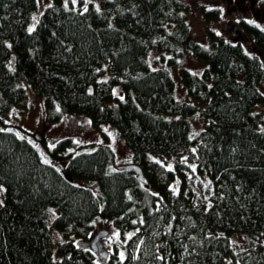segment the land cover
<instances>
[{"label":"trees","instance_id":"trees-1","mask_svg":"<svg viewBox=\"0 0 264 264\" xmlns=\"http://www.w3.org/2000/svg\"><path fill=\"white\" fill-rule=\"evenodd\" d=\"M64 4L51 0L29 32L36 0H0V264H97L85 245L97 216L125 238L123 258L114 248L108 264H264L261 241L238 248L228 236L264 233V132L254 110L264 101V28L241 20L246 43L210 33L202 44L189 33L181 0ZM153 49L167 54L172 68L182 51L203 62L200 72L179 68L187 100L174 96L166 67L150 66ZM119 79L120 98L110 103ZM25 83L43 98L46 121L81 114L115 128L147 182L114 165L105 142L69 150L74 142L59 138L48 153L64 165L45 164L36 146L1 120L24 105ZM194 112L205 121L191 135L185 115ZM189 146L185 158L167 159ZM183 167L208 181L202 201ZM48 206L58 209L53 225L66 237L55 258Z\"/></svg>","mask_w":264,"mask_h":264},{"label":"rangeland","instance_id":"rangeland-1","mask_svg":"<svg viewBox=\"0 0 264 264\" xmlns=\"http://www.w3.org/2000/svg\"><path fill=\"white\" fill-rule=\"evenodd\" d=\"M51 0H36L35 8L31 13L27 29L32 28L45 5ZM64 5L72 8H82L87 5H92L96 8L101 7V0H63ZM183 19L185 20L190 35L199 43L206 44L210 38V33L216 37L236 38L232 32V28L240 26V21L245 20L248 22H255L261 28H264V4H260V0H181ZM68 4V5H67ZM204 11H211L209 16L204 15ZM33 17L36 19L34 20ZM263 20L262 23L257 21ZM241 27V26H240ZM168 55L161 53L157 50H150L147 55L150 66L166 67L174 82V96L179 100H187V94L182 87L179 68L185 67L195 72H200L203 67V62L196 59L189 51H182L176 57V66L174 68L167 65L166 57ZM108 75L106 68L102 67L101 76ZM25 103L22 107H11L5 115L1 116V120L5 122L4 128L13 131L16 135L28 139L33 143L41 158L47 159L55 166L62 168L65 160L62 158H51L48 149L55 144V142L62 137H69L74 143L70 146L69 150L77 148L81 144L84 149H87L85 144L91 142H105L110 145L114 152V165L125 164L132 161V155L129 147L125 144L118 131L106 122L92 125L89 119L81 114H67L61 113L60 117L54 121H46L44 119V104L43 98L36 95L31 88L25 83ZM259 89L264 93V88L259 85ZM111 100L110 103H116L121 95V80L113 83L111 86ZM255 112L260 117V128L264 132V101L259 102L255 107ZM190 122V134H195L201 129L204 118L200 113L194 112L193 114L185 115ZM38 134V138L34 137ZM193 149L189 146L181 151L180 155L170 156L169 161L179 160L186 157L188 151ZM162 160L161 157H155ZM169 165H171L170 163ZM173 163V162H172ZM183 172L186 177V185L192 190L194 199L202 201L208 192V181L203 176L191 177L187 168L183 167ZM76 183H83L96 191L95 183L87 182L81 179H74ZM171 187L174 190L177 188V180H173ZM0 188L3 189L2 185ZM3 191H0V203L2 201ZM55 206H48L46 209V223L50 234V249L52 257H57V245L66 237L53 225V218L57 213ZM104 229L106 234L99 237L96 243L99 245L98 251L105 250L108 255L114 248L121 254L119 243L123 242L121 235L117 228L108 219L100 217L93 218L92 230L90 235L85 240V245H89L92 233L96 230ZM234 246L243 248L261 241L264 246V233L258 234H241L231 233L228 234ZM118 244L119 246H115ZM94 259L97 264H108V257L101 258L97 253H94Z\"/></svg>","mask_w":264,"mask_h":264},{"label":"water","instance_id":"water-1","mask_svg":"<svg viewBox=\"0 0 264 264\" xmlns=\"http://www.w3.org/2000/svg\"><path fill=\"white\" fill-rule=\"evenodd\" d=\"M229 1L230 0H227V2ZM232 32L238 40H241L242 42H245V43L248 41V36L238 26L233 27ZM34 137L38 138V134H34ZM120 166L135 170L138 180H140L144 184L147 182L141 172L139 165L135 163H125V164H121ZM105 234H106V230L104 229L96 230L92 233V236L90 239V246L92 249L96 250V246H95L96 241L98 240L99 237H102ZM97 253L102 258H104L107 255V251L105 250L98 251Z\"/></svg>","mask_w":264,"mask_h":264},{"label":"snow or ice","instance_id":"snow-or-ice-1","mask_svg":"<svg viewBox=\"0 0 264 264\" xmlns=\"http://www.w3.org/2000/svg\"><path fill=\"white\" fill-rule=\"evenodd\" d=\"M73 2H75V0H73ZM85 11H87V8H85ZM33 19L35 20L36 18L33 17ZM33 31V28H29V32ZM59 111V109H57ZM0 131H4L3 129H0ZM52 147H54V145H52ZM45 164H48L49 161L47 159H44L43 161ZM169 170H171V168L169 167ZM0 191H3L2 188H0ZM121 257L123 258V253H121Z\"/></svg>","mask_w":264,"mask_h":264},{"label":"flooded vegetation","instance_id":"flooded-vegetation-1","mask_svg":"<svg viewBox=\"0 0 264 264\" xmlns=\"http://www.w3.org/2000/svg\"><path fill=\"white\" fill-rule=\"evenodd\" d=\"M228 3H230V1H229ZM262 21H263V20H259V21H257V23H262ZM238 27L241 29L240 26H238ZM232 29H233V28H232ZM241 30H242V29H241ZM242 31H243V30H242ZM95 246H96V250L92 249V251L95 252V253H97V250L99 249V245L96 243ZM106 257H108V253H107V255H106L104 258H106ZM101 258H102V257H101Z\"/></svg>","mask_w":264,"mask_h":264}]
</instances>
